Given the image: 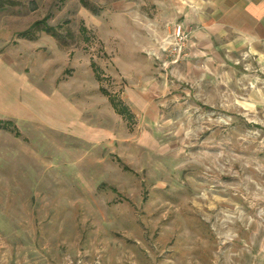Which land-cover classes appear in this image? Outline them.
<instances>
[{
	"label": "rangeland",
	"instance_id": "374dc122",
	"mask_svg": "<svg viewBox=\"0 0 264 264\" xmlns=\"http://www.w3.org/2000/svg\"><path fill=\"white\" fill-rule=\"evenodd\" d=\"M116 2L136 4L134 17L117 19ZM152 6L24 0L0 11L14 39L40 20L73 35L61 46L42 31L36 49L23 46L38 100L0 111V264H264V79L242 65L196 79L165 71L187 52L175 29L156 41L160 58L143 40ZM131 51L158 69L134 76L160 84L152 121L112 103L129 81L114 57Z\"/></svg>",
	"mask_w": 264,
	"mask_h": 264
},
{
	"label": "crops",
	"instance_id": "0c3cea01",
	"mask_svg": "<svg viewBox=\"0 0 264 264\" xmlns=\"http://www.w3.org/2000/svg\"><path fill=\"white\" fill-rule=\"evenodd\" d=\"M152 7L153 13L147 16L145 23L147 34L142 37L147 44L151 43L156 57H161L157 52L156 41L164 35L172 36L176 26L182 25L185 31L191 32L186 46L187 58L177 67L163 68L165 71L178 70L185 79H196L204 74L217 73L221 68L232 69L242 65L245 69L248 66L257 68L264 79V0H153ZM113 10L116 18L123 20L124 16L127 17V11H131V17H134L136 4L116 2ZM138 15L136 19L143 23V16ZM11 26L10 20L0 19V111L4 112L5 106L8 108L19 104L30 112L25 108L32 107L34 102L28 95L38 100V84L26 73L23 46L29 43L30 47L36 49L38 39H14ZM102 39L105 41L107 38ZM115 39L127 41L122 34ZM114 62L122 75L129 76L122 91V99L118 101L128 108L132 119L129 120L113 105L116 112L130 122L136 121V116L152 121L157 104L149 99V91L160 89V84L152 78L146 80L145 77L135 81L134 76L153 77L158 71L154 60H140L139 52L131 51L129 54L116 53ZM21 92L24 93L23 97ZM66 101L71 106L69 99ZM136 109L140 112L135 113ZM75 124L72 110L65 125L74 129ZM82 128L83 137L96 138V130L85 125Z\"/></svg>",
	"mask_w": 264,
	"mask_h": 264
},
{
	"label": "trees",
	"instance_id": "16d2710c",
	"mask_svg": "<svg viewBox=\"0 0 264 264\" xmlns=\"http://www.w3.org/2000/svg\"><path fill=\"white\" fill-rule=\"evenodd\" d=\"M23 1L24 0H0V11L7 9L9 7L20 6L23 4ZM32 3L35 4V1H32ZM83 4L84 6L90 8L95 14H99V10H97L96 8H93L87 1H83ZM83 30L84 32H87L86 27H84ZM42 31L54 37L61 46H67L69 44V41L67 40L66 36L73 37L71 30L66 29V35L64 36L62 30H60L59 27L49 26L48 24H46L44 21H41V20L35 22L27 30L20 32L19 36L22 38L34 41L38 39L39 33ZM112 103L120 113L125 115L129 120L132 119V115L130 111L128 110V108H126L119 102H116L115 99H112Z\"/></svg>",
	"mask_w": 264,
	"mask_h": 264
},
{
	"label": "built area",
	"instance_id": "2783aa9c",
	"mask_svg": "<svg viewBox=\"0 0 264 264\" xmlns=\"http://www.w3.org/2000/svg\"><path fill=\"white\" fill-rule=\"evenodd\" d=\"M191 32L185 31L182 25H178L175 28L174 38L177 40V44L175 46V51L181 55L185 52V48L187 45V41L190 37Z\"/></svg>",
	"mask_w": 264,
	"mask_h": 264
}]
</instances>
